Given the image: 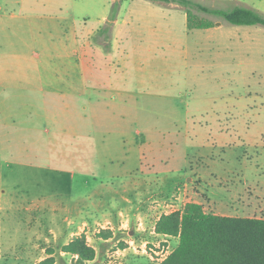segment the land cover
<instances>
[{"label":"rangeland","instance_id":"obj_1","mask_svg":"<svg viewBox=\"0 0 264 264\" xmlns=\"http://www.w3.org/2000/svg\"><path fill=\"white\" fill-rule=\"evenodd\" d=\"M191 1L224 11L247 7L264 16V0ZM194 12L222 25L209 32L187 31L184 8L156 0H0V75H12L5 77L6 87L0 98L11 106L12 114H19L2 132L21 136L30 133L26 123L29 116L40 113L42 97L28 95L17 87H25L29 82L39 84L38 80L24 76L44 72V66L49 64L46 54L58 51L49 48V41H59L60 34L66 33L67 39L77 36L79 46L88 40L94 47L104 37L113 50L114 70L119 72L121 57L135 43L136 53L147 52L153 63V74L144 75L147 82H152L149 91L164 92L163 96L169 98L167 105L174 102L180 108L182 101L189 108L183 115L177 111L169 113L162 111L161 100H153L152 114L159 120L190 122L186 137L190 143L182 142V133H187L182 128L178 129V139H167L166 147L171 145L175 154L185 149L188 175L192 169L213 173L206 189L220 185L222 199L231 201L232 192L237 190L241 202L256 200L264 188V25H236L221 16L196 9ZM112 15L115 19L109 22ZM164 62L168 70L164 69ZM184 75H197V84L185 87ZM200 95L207 98L208 110L195 113V100ZM139 107L146 108L144 104ZM199 119L201 127L193 125ZM34 124L32 132L37 143L25 144L23 152L2 150L0 144V264H42L49 248L54 249L51 264H76L73 256L61 251V245L79 234H85L96 251L95 259L83 264H158L176 247V237L155 233L152 225L156 214L148 216V221L141 225L128 223L126 228L112 231L106 228L109 224L105 221L83 230L75 224H61L62 212L50 207L64 205L70 188L79 194L84 188L82 179L93 185L113 166L120 170L123 167L121 162L101 161L100 174L95 169L96 175L85 177L80 170L72 171L69 163L59 161L56 155L61 148L63 153L75 151V145L51 143L55 139L52 130L57 128L45 120L36 119ZM217 130L225 132L221 139L215 137ZM207 145L210 147L206 148ZM168 153L172 154L170 150L164 154ZM125 165L131 169L135 162L130 160ZM41 195L44 197L39 201L34 199ZM173 209L164 211L170 213ZM203 210L218 211L207 200ZM255 212V216H263L264 205ZM102 229L114 232L109 240L97 236ZM117 248L125 251L116 252Z\"/></svg>","mask_w":264,"mask_h":264},{"label":"crops","instance_id":"obj_2","mask_svg":"<svg viewBox=\"0 0 264 264\" xmlns=\"http://www.w3.org/2000/svg\"><path fill=\"white\" fill-rule=\"evenodd\" d=\"M56 23L59 25L58 21ZM221 25L222 23L215 24L204 30L209 32ZM59 29L61 30L60 27ZM60 37L59 41H49V48L58 51L46 54L49 64L47 67L44 66V72H41V75L24 76L27 80H38L39 84L29 82L25 87H17L19 90L27 91L28 95L39 94L42 97L40 113L33 118L28 117L26 124L29 126L27 128L29 134L21 136L19 133L2 132V128L11 126L19 118V114H12L11 106L5 99L0 98V144H3L1 149L8 151L11 148L12 151L23 152L25 144L37 143L32 132L36 128L34 123L36 119L45 120L57 128L52 130L55 139H51V143L75 145V151L63 153L61 148L56 155L59 161L68 162L72 171L80 170L85 177H90L96 175L95 169L97 174H100L99 164L102 162L112 164L113 161L121 162L123 167L120 170L113 166L105 177H101V180L93 185L82 179L84 188L79 194H75L70 188L69 194L62 202L64 205L59 207L50 205L52 211L60 209L62 212L59 214L62 217L61 224L70 226L75 224L83 230L86 226L100 225L105 221L109 224L106 228L112 231L114 228H126L128 223L139 222L141 225L153 214L157 216L155 223L162 213L169 212L164 211L166 208L174 207L170 212L180 210L188 202L198 203L204 209L206 200L219 211L211 212L216 215L264 218V215L255 216V211L264 205V188L256 200L241 202V199H237L239 192L234 190L231 201H226L219 196V192L222 191L220 185L206 189L208 184H211L212 179L209 177L212 178L213 173L204 174L198 169H192L191 175H188L186 171L188 156L186 157L185 149L175 154L171 145L166 147L171 137L179 138L178 129L182 128L187 131L185 135L183 133L181 135L182 142L190 143L188 138L186 140L190 122L187 119L159 120L152 114L153 100H161L159 105L162 111L169 113L177 111L183 115L189 108L179 100L177 101L181 103L180 108L173 101V104L167 105L169 98L163 96L164 92L149 91L152 82H147L144 75H152L154 68L153 63H150L151 57L147 58V52H144V55L142 52L137 54L135 43L131 45L133 49H127L129 51L125 53V57H121L119 72L114 70L113 50L104 37H100L94 47L88 40L79 46L77 36L73 38L74 40L72 37L67 39L66 33H61ZM27 43V40H24L23 45ZM30 53L36 55L33 51ZM164 63L166 65L164 69L168 70L167 62ZM46 71L49 73L46 74ZM8 76L12 75H0V96L5 91V77ZM196 76L184 75V79L187 80L185 87L190 88L192 84H197ZM180 93L181 90L177 95ZM201 96L195 100V113L208 110L205 105L207 98ZM141 103L146 108L139 107L142 106ZM30 120L33 124L29 122ZM201 122L199 119L192 123L201 127ZM224 134L222 130H217L215 137L221 139ZM139 138L142 139V143L139 142ZM10 145L16 146L17 149H12ZM209 147L207 145L206 148ZM168 150L172 154H164ZM130 160H134L135 168L126 167L125 164ZM196 180L197 184L194 183ZM42 197L44 196L34 199L37 201ZM36 208L41 207L36 205ZM107 240L109 238L104 239ZM124 251L125 248L116 250Z\"/></svg>","mask_w":264,"mask_h":264},{"label":"trees","instance_id":"obj_3","mask_svg":"<svg viewBox=\"0 0 264 264\" xmlns=\"http://www.w3.org/2000/svg\"><path fill=\"white\" fill-rule=\"evenodd\" d=\"M179 4L184 8L186 29H205L216 22L194 12L221 16L236 25H264V16L251 8L235 7L224 11L211 9L191 0H156ZM116 1L113 3L115 6ZM115 14V13H114ZM115 17L110 16L109 22ZM157 234L176 237V247L158 264H264V218L221 216L203 210L202 205L186 203L182 209L162 214L154 224ZM97 236L107 239L111 231L102 229ZM57 245V243H56ZM61 251L73 256L76 264L93 261L96 251L85 234L75 235L61 245ZM42 264L53 263L54 249L46 250Z\"/></svg>","mask_w":264,"mask_h":264}]
</instances>
